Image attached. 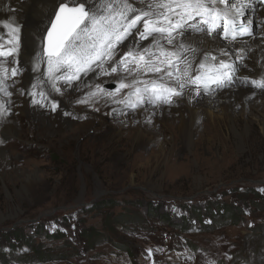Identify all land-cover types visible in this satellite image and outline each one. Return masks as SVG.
I'll use <instances>...</instances> for the list:
<instances>
[{"label":"rangeland","instance_id":"obj_1","mask_svg":"<svg viewBox=\"0 0 264 264\" xmlns=\"http://www.w3.org/2000/svg\"><path fill=\"white\" fill-rule=\"evenodd\" d=\"M252 3L250 9L261 6ZM248 24L251 34L239 39L257 32ZM242 80L236 76L215 96L252 85ZM83 83L116 93L114 77L101 84L83 79L80 89ZM258 91L262 98L264 89ZM174 103L168 105H179ZM87 107L68 122L81 125L66 136L58 132L48 139L23 118V130L31 133L0 140L12 156L0 161L2 264H18L13 257L30 254L25 242L14 239L16 231L52 253V261L41 264H264V132L257 112L249 136L241 138L242 149L228 135V121L219 136L190 149L177 132H169L176 130L174 123L148 121L169 140L162 155L147 136L118 137L119 125L106 128L93 116L95 108ZM104 201L110 205L96 208ZM223 204L234 212L231 220L218 215ZM41 228L62 236L49 238L37 232ZM86 228L100 234L93 248L81 237Z\"/></svg>","mask_w":264,"mask_h":264},{"label":"snow or ice","instance_id":"obj_2","mask_svg":"<svg viewBox=\"0 0 264 264\" xmlns=\"http://www.w3.org/2000/svg\"><path fill=\"white\" fill-rule=\"evenodd\" d=\"M53 2H58V7L53 9L54 18L46 29L43 55L36 58L31 69L37 71L43 61L46 62V72L41 73L27 91L20 92L31 97L33 106L41 108L46 106L44 101L50 95L44 90V85H50L54 92L61 93L62 87H57V81L63 80V87L79 91L81 74L89 72L96 76L126 73L132 79L130 83L122 80L116 87V93L123 89L129 92L124 99L118 100L116 93L105 92L97 84L76 103L88 104L102 93L112 102L135 110L145 103L172 104L174 97L182 96L185 89L192 91L193 86L199 96L211 90L213 85L222 87L225 81H231L238 68L227 63L226 59H220L218 65L209 64V59L216 61L217 57L205 52L193 75L197 49L191 43H183V37L192 33L213 35L217 29L222 30L225 39L233 41L251 34L248 25L239 20L243 15V0L240 4L235 0H140L139 6L137 0ZM194 22L196 26L192 27ZM0 25V33H4L0 35V61L3 62L0 63V92L11 97L12 93L7 90L10 85L6 81L21 75L23 69L19 59L21 27L15 21L0 22ZM130 37H133L132 42L125 44ZM144 41L150 43L145 46L142 44ZM121 47H127L128 51L120 54ZM190 53L193 54L191 59ZM223 55L226 57L227 52ZM238 59L243 60V57ZM4 63L13 66L9 70L3 66ZM249 82L264 89V78L245 77L241 81L243 84ZM59 103L50 101V111H56ZM0 112L7 114L3 104H0ZM64 115L71 114L65 112Z\"/></svg>","mask_w":264,"mask_h":264},{"label":"bare ground","instance_id":"obj_3","mask_svg":"<svg viewBox=\"0 0 264 264\" xmlns=\"http://www.w3.org/2000/svg\"><path fill=\"white\" fill-rule=\"evenodd\" d=\"M235 2L240 4L241 0H235ZM250 2L252 3V0H243L241 5L243 15L239 17L241 22H247L245 24L248 25L251 32L253 26L248 22L258 27L257 32L252 33L250 37L237 38L235 41L230 38L225 39L221 29H217L213 35L192 33L183 37V43H191V46L197 49L194 54L196 61L193 63V75L196 74L195 70L199 61L203 59V54L207 52L210 56L215 55L217 57L216 61L209 59V64L215 63L218 65L220 59H226L227 63L234 64L238 68V71L232 75V80L236 76L243 79L245 77L257 80L264 78V6L250 9ZM139 4L140 0H137V5L139 6ZM57 7L58 2L54 3L53 0H0V22L15 21L21 27L19 59L23 64L22 74L15 79L10 78L6 81V84L10 85L7 90L12 93L11 97H7L3 92H0V104H3L7 111V114L0 112L1 141L11 138L22 139V134L25 131L32 132L31 128L23 130L20 124L23 118L32 121V126L40 128L39 133L46 134L48 139L58 132L61 133V137L66 136L71 130H76L81 125L77 122L70 125L68 122L75 115L87 112V106L95 108L92 112L93 116L106 128L110 129L109 126L113 124L119 125L120 133H117L118 137H121L124 133H129V138L136 141L140 137L147 136L149 140H152L153 145L160 146L159 150L162 155L166 154L164 146L169 140L165 137L163 128H155L154 125L156 124H148V121L156 120V122L164 125H167V122L174 123L176 130H169V132H177L180 136V144L187 149H190L192 144H197L199 141L210 142L214 136H219L223 133L222 126L225 121L229 122L228 128H226L228 135L232 134L238 138L240 141L239 148L242 149L241 138L248 137L253 128V112L260 115V119L257 120H261L264 132V94L262 98H258L261 91H258L259 88L254 85L236 89L235 92L227 91L223 95L216 96L215 91L218 87L215 85L212 86L211 90L199 96L196 95L195 86H193L192 91L185 89L182 96L173 98L174 102L179 103L175 107L170 106L171 104L163 105L164 103H145L143 106L137 107V111L132 114L127 113L128 110H131L130 108L112 102V99L106 95H104L105 97L99 96V98L93 97L88 104L76 103L77 100L84 97L85 93L92 90L90 89L92 85H90V88L82 86V89L76 91L72 87H63L65 82L59 80L57 81V87H62V92L56 93L50 85H44V90L50 93L48 100L44 101L46 106L44 108L33 106L31 97L27 94L21 95L20 92L21 90L27 91L32 83H36V78L41 77V73L46 72V62L43 61L37 71L34 72L31 69L35 66L36 58L43 55L42 48L46 29L50 27L51 19L54 18L53 9ZM195 26L196 23L194 22L192 27ZM6 31L5 29L4 32ZM186 31L189 30L186 29ZM0 35H4V33H0ZM132 39L133 37H130L129 40L125 41V44H130ZM196 41L201 42L196 43ZM148 43L150 41L142 42L145 46ZM119 51L120 54H123V52L128 51V48L121 47ZM225 52H227L226 57L223 55ZM192 55L189 54V59L192 58ZM240 56L243 57V60L238 59ZM0 63L3 62L0 61ZM3 66L10 70L13 65L4 63ZM125 76L127 74L123 72L105 76H96L89 72L87 74L82 73L81 80L90 77L92 82L101 84L111 81L114 77L117 85L122 80L125 83H130L132 78H126ZM232 80L225 81L224 84L234 83ZM83 84L85 85V83ZM128 92V89H123L117 93L115 98L118 100L124 99ZM100 94L102 95V93ZM52 100L60 102L58 109L54 112L50 111V101ZM70 108L72 109L70 110ZM114 109L120 111L114 112ZM65 112L71 115H64ZM240 120L244 121L242 127L239 126ZM87 123L90 124L92 121H86ZM160 137H163L162 141H160ZM121 140L123 142L124 139ZM4 147L0 143V161L5 160V163H7L11 159L9 157L12 156L6 152ZM225 155L226 153H224ZM33 173H28L27 177H32Z\"/></svg>","mask_w":264,"mask_h":264},{"label":"trees","instance_id":"obj_4","mask_svg":"<svg viewBox=\"0 0 264 264\" xmlns=\"http://www.w3.org/2000/svg\"><path fill=\"white\" fill-rule=\"evenodd\" d=\"M110 203L108 201H104V202H100L98 204H96V208H101V207H105V206H109ZM261 205V204H259ZM216 206H218L216 204ZM221 211L218 213L219 216H223V219H232L234 217V212L225 204L221 205L218 207V209L216 210L217 212ZM195 215H197V217L199 218L198 221L199 223L203 226V223L201 221V218L199 216L198 213H195ZM166 219L168 220L169 217L167 216ZM36 230V229H35ZM43 232V234L49 238H55L57 236H62L61 234H57V235H51L48 234L47 231H43L42 228L39 229L37 232ZM81 237L84 239L83 241L87 244H89V248H93L95 240L97 238H99L100 234L99 232H95L93 229L91 228H86L84 230H82L81 232ZM11 234V233H10ZM14 235V239L17 241H23L25 242L29 248H30V254H25V255H21V256H16L13 257V262L18 263V264H22V263H26V264H41V263H47L49 261H52L53 257H52V253L50 251H46L42 246H38V245H33V242H31V240L28 238H23L22 235H19V232L16 231L14 233H12Z\"/></svg>","mask_w":264,"mask_h":264},{"label":"built area","instance_id":"obj_5","mask_svg":"<svg viewBox=\"0 0 264 264\" xmlns=\"http://www.w3.org/2000/svg\"><path fill=\"white\" fill-rule=\"evenodd\" d=\"M23 246H24V245H23ZM23 246H21L20 248H22ZM0 264H2L1 261H0Z\"/></svg>","mask_w":264,"mask_h":264}]
</instances>
